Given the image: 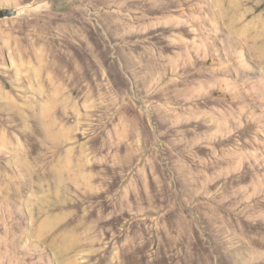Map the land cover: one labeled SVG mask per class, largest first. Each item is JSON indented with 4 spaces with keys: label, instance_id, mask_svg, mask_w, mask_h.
Listing matches in <instances>:
<instances>
[{
    "label": "rangeland",
    "instance_id": "1",
    "mask_svg": "<svg viewBox=\"0 0 264 264\" xmlns=\"http://www.w3.org/2000/svg\"><path fill=\"white\" fill-rule=\"evenodd\" d=\"M232 1L0 0V264H264V0Z\"/></svg>",
    "mask_w": 264,
    "mask_h": 264
},
{
    "label": "bare ground",
    "instance_id": "2",
    "mask_svg": "<svg viewBox=\"0 0 264 264\" xmlns=\"http://www.w3.org/2000/svg\"><path fill=\"white\" fill-rule=\"evenodd\" d=\"M240 1L241 0H233L232 1L233 2V4H232L233 5V20L234 19H241L245 15V14H242V13H238L236 11V9H237L236 5H238V3ZM230 9H231V7L228 8V12L230 11ZM249 23L253 24V26H251V25L247 26V27H252L251 30L253 32V36L250 37L249 43H252V45H254L253 47L256 48V51L253 50L254 54L256 52L255 59L258 62V64L262 66V68L264 70V18H262V16H260V15H256L255 17L252 18V20ZM250 35H251V33H250ZM243 40L246 43H248V41L246 39H243ZM258 83H260V82H256L255 85H257ZM260 85H262L261 87L264 88V82H261ZM260 85L258 84V86H260Z\"/></svg>",
    "mask_w": 264,
    "mask_h": 264
},
{
    "label": "water",
    "instance_id": "3",
    "mask_svg": "<svg viewBox=\"0 0 264 264\" xmlns=\"http://www.w3.org/2000/svg\"><path fill=\"white\" fill-rule=\"evenodd\" d=\"M4 13H5L6 16H9L10 15V11L8 9H5V12ZM0 16H1V11H0Z\"/></svg>",
    "mask_w": 264,
    "mask_h": 264
}]
</instances>
